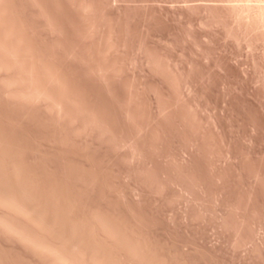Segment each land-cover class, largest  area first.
Returning a JSON list of instances; mask_svg holds the SVG:
<instances>
[{
  "label": "rangeland",
  "instance_id": "374dc122",
  "mask_svg": "<svg viewBox=\"0 0 264 264\" xmlns=\"http://www.w3.org/2000/svg\"><path fill=\"white\" fill-rule=\"evenodd\" d=\"M0 264H264V0H0Z\"/></svg>",
  "mask_w": 264,
  "mask_h": 264
}]
</instances>
